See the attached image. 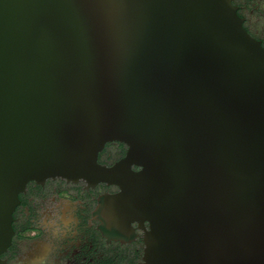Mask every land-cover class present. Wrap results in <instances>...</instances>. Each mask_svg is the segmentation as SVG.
Segmentation results:
<instances>
[{"label": "water", "instance_id": "95a60500", "mask_svg": "<svg viewBox=\"0 0 264 264\" xmlns=\"http://www.w3.org/2000/svg\"><path fill=\"white\" fill-rule=\"evenodd\" d=\"M50 179L117 188L102 232L138 224L144 264H264V47L232 0H0V255Z\"/></svg>", "mask_w": 264, "mask_h": 264}, {"label": "flooded vegetation", "instance_id": "af4514ba", "mask_svg": "<svg viewBox=\"0 0 264 264\" xmlns=\"http://www.w3.org/2000/svg\"><path fill=\"white\" fill-rule=\"evenodd\" d=\"M232 4L244 28L264 47V0ZM115 146L117 158L108 151ZM126 153L123 144H108L99 161L110 166ZM118 192L106 184L93 188L61 179L29 183L13 214L14 233L0 264H144V233L138 224L127 234L102 232L107 212L100 199Z\"/></svg>", "mask_w": 264, "mask_h": 264}, {"label": "rangeland", "instance_id": "374dc122", "mask_svg": "<svg viewBox=\"0 0 264 264\" xmlns=\"http://www.w3.org/2000/svg\"><path fill=\"white\" fill-rule=\"evenodd\" d=\"M108 151H112L113 152V156L115 158H117L119 156V150L117 149V146H115V150L111 147L110 149H108Z\"/></svg>", "mask_w": 264, "mask_h": 264}]
</instances>
